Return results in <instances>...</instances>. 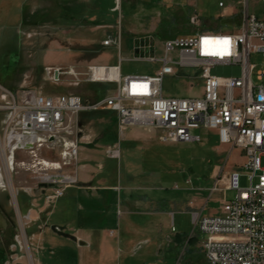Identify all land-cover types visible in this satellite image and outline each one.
<instances>
[{"label": "built area", "instance_id": "obj_1", "mask_svg": "<svg viewBox=\"0 0 264 264\" xmlns=\"http://www.w3.org/2000/svg\"><path fill=\"white\" fill-rule=\"evenodd\" d=\"M239 4L243 12L236 31L202 28L200 15L194 14L189 18L198 28L194 34L166 39L159 46L140 39L135 59L156 65L151 74L123 75L121 57L115 66H88L84 73L87 82L115 85L95 101L0 85V112L7 113L0 136L5 171L0 173V189L9 186L8 177L19 170L36 179V186L25 190H42L48 203L77 186V163L86 140L79 121L81 113L111 110L117 114L120 135L132 126L157 128L163 131L162 141L171 143L199 141L197 130H215L221 144L245 150L243 167L249 186L241 187L240 171L221 173L210 190V195L223 194L220 214L193 212L192 222L205 235L202 249L210 264H264V84H254L255 66L250 63L252 53L264 56V19L249 13V0ZM219 7L225 4L220 1ZM114 10L121 11L120 0ZM103 46L121 51V34L104 40ZM220 65L240 66L241 76L212 74ZM187 69L194 73L188 74ZM46 74L58 83L65 73L61 68L47 67ZM67 74L77 76L73 69ZM258 74L262 80L264 72ZM168 80L202 87V95L168 94ZM106 155L120 159L121 149L108 147ZM9 191L17 197L13 187ZM227 191L235 192L232 200L225 196Z\"/></svg>", "mask_w": 264, "mask_h": 264}, {"label": "rangeland", "instance_id": "obj_2", "mask_svg": "<svg viewBox=\"0 0 264 264\" xmlns=\"http://www.w3.org/2000/svg\"><path fill=\"white\" fill-rule=\"evenodd\" d=\"M220 1L225 4L224 8L219 7ZM239 1L120 0L122 8L119 12L114 10L117 0L107 2L94 0L92 4L90 0H82L77 5L79 6L76 11L79 15L77 22H59L56 20L59 9L54 0H26L22 23L20 17L24 1L0 0V85L8 88L7 77L14 71L12 82H18L16 90L31 88L43 94L79 95L89 101H95L105 87L114 90L115 85L99 86L87 82L84 73L88 64L118 65L121 57L123 75L151 74V69L156 65L135 59L136 36H144L143 41L153 42L159 46L167 38L194 34L198 28L189 22L190 16L194 14L200 15L202 28H220L224 32L236 31L240 27L243 12ZM249 13L264 19V0H249ZM119 34L123 39L122 51L117 47L99 49L104 40ZM15 36L19 38L17 46L9 43L16 39ZM250 63L255 66L252 73L254 84H264V75L262 80L258 79V73L264 72V56L252 53ZM47 67L61 68L64 71L60 82L54 83L50 76H47ZM70 68L75 70L77 76L67 74ZM186 71L188 74L194 73L192 69ZM212 74L220 77H240L241 67L220 65L212 69ZM74 81H78L79 85H72ZM165 91L178 96L202 95V87L191 88L190 83H175L170 80L165 83ZM91 115L93 113L90 115L81 113L79 118L82 121L84 116ZM153 129L159 132V139L162 141L163 131ZM130 130L131 127L125 132V136L129 135ZM196 132L201 138L191 143L165 141L160 143L156 140L151 144L140 142L136 149L134 146L131 149V145L125 147L124 144V158L132 154L138 163L151 165L154 180L159 184L164 182L168 187L172 186L174 181L182 182L188 177L202 186L208 183L213 185L212 178L222 170L240 171L242 173L240 185L243 188L248 187L249 181L243 167L246 162L245 150L237 147L232 150L221 144L214 130L200 129ZM1 135L3 130L0 129ZM155 136L157 137L156 134ZM113 146L118 145L110 147ZM2 159L1 146L0 173L4 174ZM8 180L9 186L5 185L0 189V264H54L53 249L59 244L55 242V238L49 237L43 244L41 241L44 239L37 240V237H45L43 232L46 231L52 234L51 237L64 236L62 234L64 231L61 228H53V219L46 224L42 215L38 220L29 222L28 209L31 207L38 209L46 203L37 198L42 194V190L34 192L36 200L34 201L30 191L24 188L35 187L36 179L29 173L19 170L8 177ZM11 187L18 192L16 198L8 196ZM26 193L31 197V205L24 198ZM226 196L228 200H232L235 192L227 191ZM46 204L49 205L45 213L53 203ZM216 205L210 203L207 210ZM192 229L193 225L190 231ZM204 238L205 235L201 233V241ZM164 264L210 263L202 250L200 252L193 245H189L180 250L179 256L166 259Z\"/></svg>", "mask_w": 264, "mask_h": 264}, {"label": "crops", "instance_id": "obj_3", "mask_svg": "<svg viewBox=\"0 0 264 264\" xmlns=\"http://www.w3.org/2000/svg\"><path fill=\"white\" fill-rule=\"evenodd\" d=\"M23 1L20 17L22 23L26 0ZM81 1L54 0L59 9L56 20L77 22L79 20L77 5ZM93 1L90 0V4ZM142 37L136 36L134 39L136 54V44ZM106 48L110 47H104L102 42L99 49ZM90 65L98 64H88ZM155 69V66L151 69L152 73ZM14 73L12 71L7 77L6 86L11 90L18 87L17 81L12 82ZM109 90L110 88L105 87L97 97L106 95ZM44 95L52 96L47 93ZM91 113L94 116H84L83 122L79 118L86 135V140L81 144L77 163L79 184L68 188L63 197L49 206L51 209L49 208L47 213L45 211L49 204H46L48 202L44 200L43 192L37 198L46 203L38 209L32 207L28 209L29 222L38 220L42 215L46 224L53 219V228H61L64 231L62 233L64 236L51 237L52 234L46 231L43 232L45 237H37V240L44 239L41 241L43 244L48 237L55 238V242L59 244L53 249V263L164 264L166 259L179 256L180 250L189 245L204 253L202 232L194 226L192 213L198 212L201 216L219 215L223 194L215 192L210 195L209 189L213 187L215 178L221 173L238 170L220 171L212 178L213 185L208 183L202 186L191 177L184 178L182 182L174 181L170 187L164 182L159 184L153 178L151 165L138 163L132 154L124 158V144L125 147L131 145V149L133 146L136 149L140 142L151 144L152 141L158 140L162 143L159 132L153 128L132 126L128 136H125V132L130 127L120 135L117 114L114 111L85 112V115ZM6 121L7 113L0 112L1 130L5 128ZM111 145L120 147V159L107 157L106 150ZM34 192L29 193L36 201ZM27 194L24 196L29 197ZM8 196L12 197L10 191ZM30 199L31 197L28 202L31 205ZM210 203L217 205L207 210ZM191 225L193 229L190 231Z\"/></svg>", "mask_w": 264, "mask_h": 264}, {"label": "trees", "instance_id": "obj_4", "mask_svg": "<svg viewBox=\"0 0 264 264\" xmlns=\"http://www.w3.org/2000/svg\"><path fill=\"white\" fill-rule=\"evenodd\" d=\"M15 37H16V36H15ZM18 39H19V38L16 37L15 40L13 39V41L11 40L12 42H9V43H10V44H14V46H17V44H18ZM14 61H15V60H14ZM13 67H15V65H13ZM103 91H104V90H103ZM24 198H25L27 201L29 200V197H27L26 195L24 196Z\"/></svg>", "mask_w": 264, "mask_h": 264}]
</instances>
